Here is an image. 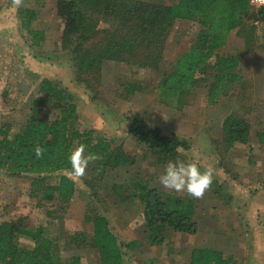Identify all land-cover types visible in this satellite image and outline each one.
<instances>
[{"label": "rangeland", "instance_id": "1", "mask_svg": "<svg viewBox=\"0 0 264 264\" xmlns=\"http://www.w3.org/2000/svg\"><path fill=\"white\" fill-rule=\"evenodd\" d=\"M57 1L0 0V126L5 125L11 135L23 132L36 101H48L42 81L50 80L73 96L76 127L81 133L121 147L136 158V164L110 169L105 175L97 170V163L88 164L80 177L73 170L48 175L52 186L59 183L61 175L75 182V195L65 211L56 194L54 200L41 202L30 196L31 175L11 176L0 170V217L19 220L32 229L45 228L46 235L59 246L62 264L74 257L82 264L99 263L98 251L91 246L93 223L86 221L95 215L110 222L124 246L125 264H190L195 248L221 251L237 264H264V20L245 18V34L242 28L233 31L220 51L224 57L242 55V81L216 105L207 100L209 81H202L179 109L160 99L156 87L196 40L197 23L177 20L173 24L157 67L107 61L98 71L82 74L73 47L62 44L65 24L57 15ZM144 1L170 5L178 0ZM24 9L38 13L33 27L45 33L39 45L22 29L19 15ZM93 18H98L97 30L110 28L101 15L96 13ZM93 39L98 41L99 35ZM37 108L46 121L60 113L50 101ZM232 115L250 123L248 143L225 145L224 124ZM129 117H139L165 135L186 139L190 149L181 150L172 161L158 163L129 134ZM78 147L75 143L73 148ZM170 162H194L201 171H212V183L201 198L160 183L159 177ZM137 182H146L165 197L194 200L198 233L166 231L165 243L152 245L144 205L137 196H129L132 183ZM18 243L34 247L30 237L20 236Z\"/></svg>", "mask_w": 264, "mask_h": 264}, {"label": "trees", "instance_id": "2", "mask_svg": "<svg viewBox=\"0 0 264 264\" xmlns=\"http://www.w3.org/2000/svg\"><path fill=\"white\" fill-rule=\"evenodd\" d=\"M85 7V9H84ZM87 8V11H85ZM249 0H178L167 5L144 0H58V16L65 28L62 44L73 47L76 67L84 73L96 72L107 61H121L142 67H157L162 62L164 39L177 21L197 23L199 34L190 48L180 54L173 68L157 84L160 99L174 108H181L186 96L199 84L209 81L208 103L216 105L226 97L236 84L242 81L239 74L241 54L220 55L233 31L246 26L244 19L264 20V9L251 12ZM92 11V13L90 12ZM88 12V14H87ZM111 24L109 29L97 30L98 18ZM37 12L24 9L20 12L22 29L39 45L45 33L33 27ZM100 17V16H97ZM99 35L98 41L94 36ZM100 35H103L101 37ZM43 90L47 100L60 108L51 121L39 116L38 106L48 101L37 100L34 114L24 131L11 135L5 125L0 126V170L11 176L31 175V197L54 200L55 194L61 210L75 195V182L61 175L59 183L49 185L47 176L73 170L69 157L75 143L83 145L87 155L95 157L89 164L97 163V170L106 174L110 169L133 166L136 158L121 147L114 148L104 138H94L81 133L76 127L77 106L73 96L50 80H44ZM128 132L137 144L152 154L158 163L175 159L181 150L190 149V143L176 134L165 135L162 130L149 126L139 117L127 118ZM250 123L232 115L224 124L225 145L246 144L250 141ZM43 150L36 156V148ZM120 188H123L122 186ZM125 188V187H124ZM131 195L144 205V217L151 235L152 245L165 243V232L173 231L195 235L199 225L194 219L195 202L163 196L146 182L132 183ZM91 246L98 251L97 264H125L124 247L110 228V222L102 215L93 219ZM20 236L30 237L33 248L22 247ZM0 264H62L59 246L46 235L45 228H30L19 220L0 217ZM67 264H82L74 257ZM190 264H237L221 251L195 248Z\"/></svg>", "mask_w": 264, "mask_h": 264}, {"label": "clouds", "instance_id": "3", "mask_svg": "<svg viewBox=\"0 0 264 264\" xmlns=\"http://www.w3.org/2000/svg\"><path fill=\"white\" fill-rule=\"evenodd\" d=\"M43 150L36 148V156L40 157ZM85 147L81 145L69 157L73 174L83 176L88 164L95 159L92 155H84ZM160 183L173 191H184L190 197L199 199L212 183V171H201L196 163H168L163 175L159 177Z\"/></svg>", "mask_w": 264, "mask_h": 264}, {"label": "built area", "instance_id": "4", "mask_svg": "<svg viewBox=\"0 0 264 264\" xmlns=\"http://www.w3.org/2000/svg\"><path fill=\"white\" fill-rule=\"evenodd\" d=\"M249 3L254 10L264 9V0H249Z\"/></svg>", "mask_w": 264, "mask_h": 264}, {"label": "crops", "instance_id": "5", "mask_svg": "<svg viewBox=\"0 0 264 264\" xmlns=\"http://www.w3.org/2000/svg\"><path fill=\"white\" fill-rule=\"evenodd\" d=\"M56 8V7H55Z\"/></svg>", "mask_w": 264, "mask_h": 264}]
</instances>
